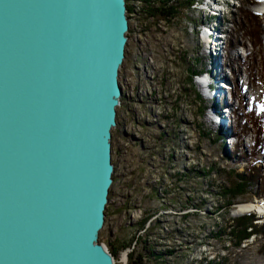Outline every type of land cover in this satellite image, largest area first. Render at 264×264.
I'll list each match as a JSON object with an SVG mask.
<instances>
[{
	"label": "rangeland",
	"instance_id": "374dc122",
	"mask_svg": "<svg viewBox=\"0 0 264 264\" xmlns=\"http://www.w3.org/2000/svg\"><path fill=\"white\" fill-rule=\"evenodd\" d=\"M263 8L264 0H193L169 23L146 19L137 9L127 16L129 31L117 77L123 93L116 108L119 126L111 130L113 183L99 242L129 244L133 252L148 243L152 255L145 253L143 264H192L190 258L197 257L201 260L196 264H257L264 257L262 235L252 234L235 246L224 232L242 214H263L256 206L264 202L251 203L263 193L258 196V186H252L227 203L221 195L231 181L228 171L247 170L249 160L264 178V133L260 153L248 158L252 122L256 116L264 118V15L256 13ZM207 10L215 15L207 16ZM249 14L259 21L258 37ZM213 24L216 38L208 45L206 33L199 30ZM212 47L218 54L211 64ZM211 65L217 78L231 83L226 129L209 121L206 110L213 108L214 98L201 95L192 78L211 74L210 82ZM208 85L212 91V82ZM244 204L251 210L243 211ZM253 222L264 228V219ZM219 233L223 235L213 237ZM124 250L114 264H126ZM182 251L185 259H180Z\"/></svg>",
	"mask_w": 264,
	"mask_h": 264
},
{
	"label": "water",
	"instance_id": "95a60500",
	"mask_svg": "<svg viewBox=\"0 0 264 264\" xmlns=\"http://www.w3.org/2000/svg\"><path fill=\"white\" fill-rule=\"evenodd\" d=\"M128 31L125 0H0V264L115 263L98 234Z\"/></svg>",
	"mask_w": 264,
	"mask_h": 264
},
{
	"label": "trees",
	"instance_id": "16d2710c",
	"mask_svg": "<svg viewBox=\"0 0 264 264\" xmlns=\"http://www.w3.org/2000/svg\"><path fill=\"white\" fill-rule=\"evenodd\" d=\"M126 1V14L133 12V7L130 5L131 1H137L140 6L138 8V14H141L144 18L150 19L151 21H163L169 23L182 8H188L193 4V0H125ZM250 26L255 29L256 36L258 37L260 32H258L259 21L256 18V14H249ZM257 30V31H256ZM264 86V85H263ZM255 120L252 122L254 125V138L249 147V157L256 156L257 152L261 149V136L264 133V118L256 116ZM219 137V136H218ZM244 152V150H243ZM244 159L247 158L243 154ZM250 165L247 170L242 172H235V170H229V176L231 177L230 184L224 187L221 195L226 198V203L234 200L237 196L247 193V191L253 186L259 188L258 196L264 191V178L261 179L259 176L255 164H252L249 160ZM223 189V188H222ZM110 193V191H109ZM108 193V195H109ZM107 214L105 210V215ZM252 214H243L231 221V224L227 225L224 232L226 235L234 240L233 244L238 246L242 240L248 239L251 234L262 235L264 237V228L261 225L253 222ZM177 232V231H175ZM223 235L219 233L213 235V237ZM136 242L137 239H133ZM108 251L111 255L116 258L119 250H124L129 247V244L121 243L115 245V243L108 241L106 243ZM118 247V249H117ZM144 252V254H143ZM170 252V253H169ZM145 253L152 255L149 252V248L146 245H142L140 252L136 250L133 252V248L126 254V264H143L142 258L145 257ZM167 255H171L173 251H167ZM159 258H162L163 253H157ZM216 264V263H213Z\"/></svg>",
	"mask_w": 264,
	"mask_h": 264
},
{
	"label": "bare ground",
	"instance_id": "6f19581e",
	"mask_svg": "<svg viewBox=\"0 0 264 264\" xmlns=\"http://www.w3.org/2000/svg\"><path fill=\"white\" fill-rule=\"evenodd\" d=\"M264 9V8H263ZM211 29L213 30V31H215L216 30V24H213V26H211ZM207 35V34H206ZM209 37V36H208ZM217 41V40H216ZM216 48V47H215ZM214 48V49H215ZM210 49V51L211 50H213V47L212 48H209ZM205 53H206V51H205ZM204 53V54H205ZM218 53H216V54H214V52H213V54L211 55V64H212V62H213V60H214V58H216V55H217ZM206 57H207V54H206ZM207 59H208V57H207ZM208 61H209V59H208ZM209 63H210V61H209ZM213 65H211L210 67H212ZM211 70H212V74H213V76L217 79V76L214 74V69H213V67L211 68ZM211 75V74H210ZM219 77L221 78V76L219 75ZM213 79V78H212ZM200 81H201V83L203 84V83H205V81H206V79H205V77H203V78H200ZM198 85H200V87H201V84L199 83ZM213 87H214V85H213ZM212 87V90L213 89H215V88H213ZM219 88L218 89H223L221 86H218ZM221 87V88H220ZM202 88V87H201ZM207 88H208V90L210 91L211 89L209 88V85L207 86ZM217 89V88H216ZM206 90V89H205ZM202 91H203V93L206 95V94H208L209 92H206V91H204V89H202ZM208 96L210 97V98H214L213 100H211V103H210V107H213L212 109L213 110H217V105L215 104V98L216 99H218V101L219 102H221V100H220V96L219 97H217V96H212L211 94H208ZM223 108V107H222ZM210 109V108H209ZM208 110V109H207ZM207 110H206V112H207ZM212 110V111H213ZM207 114V113H206ZM213 114V113H212ZM207 117L209 116V115H206ZM214 117V116H213ZM215 119V118H214ZM213 119V120H214ZM207 122H209L208 120H207ZM219 127L220 126H222V125H218ZM226 129V128H225ZM262 200H263V198H262ZM258 209H259V212H260V214L261 213H263V214H261V215H254L253 214V216H258L257 217V219H264V205H262V206H260V205H258V206H256ZM241 208H242V210L243 211H249V210H251V208H252V206L251 205H249V204H244V205H242L241 206ZM241 210V211H242ZM255 212H257V211H255ZM249 213H252V212H249ZM257 264H264V257H262V258H260V259H258L257 260V262H256Z\"/></svg>",
	"mask_w": 264,
	"mask_h": 264
},
{
	"label": "built area",
	"instance_id": "2783aa9c",
	"mask_svg": "<svg viewBox=\"0 0 264 264\" xmlns=\"http://www.w3.org/2000/svg\"><path fill=\"white\" fill-rule=\"evenodd\" d=\"M130 5L133 7V12L131 13V14H129V16H133L134 14H137V11H138V8H139V6H140V4L137 2V1H131L130 2ZM137 9V11H135ZM118 126H119V124H118ZM118 126H117V128H118ZM105 218H108V216H107V214L105 215ZM104 224H105V219H104ZM164 228H162V230H161V232H165V233H167V230H163ZM161 232H159V233H161ZM176 233V232H175ZM158 236V238H160V239H165V241H166V243H169L168 241H167V239H166V236L165 235H163L162 236V234H159V235H157ZM185 242H187V241H185ZM135 242H133V244H134ZM153 245H156V242H155V244L154 243H152ZM146 245V247H148L149 248V246H148V243H146L145 244ZM133 247V246H132ZM132 247H130L131 249H132ZM130 248H126L124 251H125V256H126V254L131 250ZM180 249V248H179ZM185 249H183V251H184ZM183 251H182V253H181V256H180V259H185V254L183 253ZM201 259L199 258V257H197V258H190V260L189 261H192V264H196L197 262H199ZM188 261V262H189ZM123 262H126V257H125V260L123 261Z\"/></svg>",
	"mask_w": 264,
	"mask_h": 264
}]
</instances>
